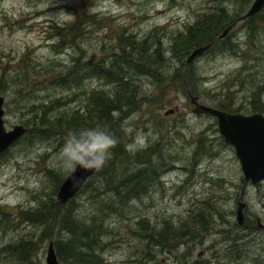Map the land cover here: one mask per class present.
<instances>
[{"label": "rangeland", "instance_id": "rangeland-1", "mask_svg": "<svg viewBox=\"0 0 264 264\" xmlns=\"http://www.w3.org/2000/svg\"><path fill=\"white\" fill-rule=\"evenodd\" d=\"M252 1L0 0V95L5 100V126L28 128L0 154V254L6 245L23 239L37 249L31 260L29 253L27 262L0 255V264H47L50 241L66 236L57 221L45 224L44 217L33 224L29 220L31 211L52 206L53 200L60 203L57 192L67 177L60 156L64 142L36 133L40 125L30 129L42 115L33 106L54 100L59 101L50 105L54 116L83 113L115 94L121 105L110 107L118 109L114 116L120 125L115 127L117 133L114 125L107 130L127 145L137 133H144L147 146L140 150L158 144L167 170L159 183H150L145 191L126 199L113 214L104 207L111 195H104L105 200L95 198L100 178L73 198L75 215L82 221L89 223L101 211L106 215L103 256L96 264H264V180L255 185L242 182L235 148L224 141L215 117L192 112L189 98L194 93L211 106L230 103L236 112L264 114V21L252 45L246 19L237 21ZM221 6L227 9L223 23L234 21L227 36L219 40L239 46L235 50L214 46L189 65L185 47L189 25ZM258 14L264 19V9ZM81 19L85 24H79L78 31L83 27L85 31L72 32ZM127 36L136 41L133 51L119 41ZM140 49L148 57L145 60L138 55ZM80 55L93 66L103 59L118 65L116 59L125 55L152 63L147 65L150 70L138 65L125 71L131 82L126 95L107 77L97 75L71 89L73 82L63 84L56 72ZM120 108L125 111L122 116ZM243 188L246 220L240 225L236 209ZM207 204L214 207L212 221H205L210 232L185 236L171 251L146 241L144 234L151 228L168 222L180 229L191 215L195 217L192 210ZM200 225L197 221L193 228ZM148 253L155 261L143 262ZM58 259L59 264H69Z\"/></svg>", "mask_w": 264, "mask_h": 264}, {"label": "trees", "instance_id": "trees-1", "mask_svg": "<svg viewBox=\"0 0 264 264\" xmlns=\"http://www.w3.org/2000/svg\"><path fill=\"white\" fill-rule=\"evenodd\" d=\"M222 1L224 2L225 0ZM248 3L249 2L247 1L243 5V8H245ZM226 10L227 9L224 6H221L215 13L206 15L199 22H197L196 25H189L185 45L187 53H190L196 46L204 45L210 42H214L211 48L214 46L215 48L224 46L228 49L235 50V48L239 46L237 43L230 45L226 43L228 40L223 39L220 41L218 38L222 31L234 21L233 19L231 23H223V18L227 16ZM263 21L264 19L260 18L259 14L246 19L245 28L248 32V40L251 42V45L254 42L256 33L258 35L260 28L263 26ZM79 24H85V19L78 21L77 24L73 26L72 32L75 31L82 33L85 31V27L78 31ZM131 38V36H127L119 39L120 43H125V47H128L129 51H133V45L136 43L135 39ZM248 46H250L249 43H247V48ZM123 50L125 51V48ZM236 51L239 52L238 50ZM241 51L245 50L241 49ZM138 55L144 60L148 58L142 49L138 50ZM82 58L83 57L81 55L73 56L68 64L62 65L61 68L58 69L56 74L63 84L68 85V83L72 84L73 82L70 86L72 89L78 82L97 75L100 77H107V82L114 83L119 86L120 89L123 90L124 95L128 93V88H131L130 78L125 71L129 68L137 67L138 65L143 66L145 70H150L147 68V65L150 66V63H152L151 61L133 60L125 55L124 57L116 59L119 61L118 65L114 64L111 60L107 61L103 59L101 62H98L96 66H93L89 61H84ZM159 63H161V61H159ZM63 68L67 69L66 73L63 76H60L59 71ZM151 70H153V72L158 71L157 68H151ZM116 71L122 72L123 75L115 76ZM70 75H74L76 77L69 80L68 77ZM195 90L197 89L195 88ZM228 95H230V93H228ZM72 101L74 100L72 99L69 103ZM54 104H59V101L51 100L46 104L41 103L39 106H33L35 111L40 109V113L42 115L40 116L39 121L35 119L33 120V125H31L30 129L34 130V128H37L40 125V130L36 129V133H43L45 135L47 133L49 138H56L62 142L65 141V137L69 132L86 126L93 127L99 125L108 129L114 125V132L117 133V131H115V127L120 124L116 120L117 118L114 116V112L118 109L116 107L112 108L110 105H121L119 94H115L114 97L102 98L96 104V107L93 106L88 108L86 111L84 110L83 113H79L78 111H69L70 114L66 112L61 113L58 116H54V111H52L50 106ZM218 108L229 112L237 111L230 103L220 104ZM121 110L122 113H120V116H122L125 112L123 109ZM120 140H118L117 146L112 149L111 156L105 166L97 171L81 189L92 188L94 186L93 180L98 178L99 181L100 178L102 185L101 188L97 189L99 193H97L95 198L98 199L100 197L101 200H105L104 195H111V199L109 201L105 200L104 203L107 214L118 212L119 209H121L120 205L123 204L126 199L129 201L140 192L145 191L147 189L146 187H148L150 183H159L160 175L167 170L165 169L166 164L163 165L160 160L161 149L158 147V144L149 148L147 147L143 150L131 152L126 150L125 146L127 143H125V140ZM170 166L173 167L174 165L170 164ZM68 173L69 172L67 171V174ZM95 186L98 187V182L95 183ZM92 196L90 197V200L92 199ZM68 204L70 205L67 207ZM61 209L62 212L60 213L59 211ZM212 209H214V207L207 204L202 209L198 208L196 211L192 210L195 217L191 215V218L188 222L182 225V228L174 229L169 226L168 222H164L161 227H153L151 230H148L149 233H145L144 237L146 241H152L154 245L159 247L161 250L169 249L171 251V248L176 246L179 240L181 241L186 237L193 238L198 236L197 234L199 233L210 232V223L205 225V221L206 223L207 221H212V218L214 217L211 212ZM76 210L77 206L74 205L73 199H70L67 204H55L53 200L52 206H46L42 207V209L31 211L29 220L33 224L36 221H42L44 217H46L45 224L49 221H57L60 232H63L66 235L56 241H53L57 255L62 261L69 264L99 263L100 261H98V259L103 256L101 250L105 246V243H103L102 240H104V221H106V215L102 214L101 211L99 215L93 216L91 221L87 223L82 221L80 218H77L75 215ZM217 215L222 216L219 211H217ZM197 221L201 222V225L195 229L193 226ZM88 238H90V242L86 241ZM36 250V245L33 242L23 239L16 244L6 245L0 255L15 256L21 262H27L25 259L29 253L31 260L34 252H37ZM139 261L140 263L142 262L141 259ZM148 261H155L150 253L146 255L143 262L149 263Z\"/></svg>", "mask_w": 264, "mask_h": 264}, {"label": "water", "instance_id": "water-1", "mask_svg": "<svg viewBox=\"0 0 264 264\" xmlns=\"http://www.w3.org/2000/svg\"><path fill=\"white\" fill-rule=\"evenodd\" d=\"M264 9V0H253L246 12L238 20H245L248 17L258 14ZM233 25L226 27L218 36L222 39L227 36ZM214 42L200 45L193 49L187 61L192 62L208 52ZM190 103L193 105L192 112L196 115H211L216 118L218 129L224 141L231 144L239 158L243 171L242 181H250L256 184L264 180V114L241 112H229L201 101L200 96L194 93L189 94ZM4 96L0 95V152L6 150L14 141L28 131L23 125H15L13 129L7 130L4 121L5 110ZM97 171H84L77 169L69 173L59 187L57 197L61 203H67L84 186L87 180ZM74 175L78 184H73L71 176ZM244 189V188H243ZM243 189L241 196L243 194ZM247 202L239 199L236 209L237 223L243 225L246 220L245 209ZM263 226V225H262ZM47 264H59L54 242L50 241L46 257Z\"/></svg>", "mask_w": 264, "mask_h": 264}, {"label": "clouds", "instance_id": "clouds-1", "mask_svg": "<svg viewBox=\"0 0 264 264\" xmlns=\"http://www.w3.org/2000/svg\"><path fill=\"white\" fill-rule=\"evenodd\" d=\"M118 139L102 126L81 127L68 133L60 151L65 170L70 174L77 169L99 171L111 156ZM146 135L137 133L132 143L125 146L128 151H137L146 147ZM73 184L79 180L72 175Z\"/></svg>", "mask_w": 264, "mask_h": 264}, {"label": "bare ground", "instance_id": "bare-ground-1", "mask_svg": "<svg viewBox=\"0 0 264 264\" xmlns=\"http://www.w3.org/2000/svg\"><path fill=\"white\" fill-rule=\"evenodd\" d=\"M196 47H198V46H196ZM196 47H194L193 49H195ZM193 49H192V50H193ZM196 59H197V58H196ZM196 59H195V60H196ZM195 60H194V61H195ZM194 61H192V62H188L189 65H191ZM241 198H242V196L239 197V199H241ZM239 199H238V200H239ZM241 200H242V199H241Z\"/></svg>", "mask_w": 264, "mask_h": 264}, {"label": "flooded vegetation", "instance_id": "flooded-vegetation-1", "mask_svg": "<svg viewBox=\"0 0 264 264\" xmlns=\"http://www.w3.org/2000/svg\"><path fill=\"white\" fill-rule=\"evenodd\" d=\"M4 151H6V150H4ZM4 151H3V152H0V154H1V153H4ZM259 183H260V182H259ZM257 184H258V183H257Z\"/></svg>", "mask_w": 264, "mask_h": 264}]
</instances>
